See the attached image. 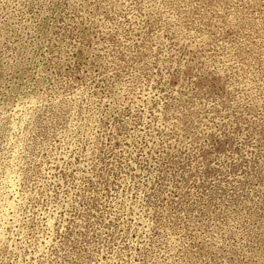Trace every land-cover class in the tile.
<instances>
[{"label": "rangeland", "instance_id": "374dc122", "mask_svg": "<svg viewBox=\"0 0 264 264\" xmlns=\"http://www.w3.org/2000/svg\"><path fill=\"white\" fill-rule=\"evenodd\" d=\"M0 264H264V0H0Z\"/></svg>", "mask_w": 264, "mask_h": 264}]
</instances>
